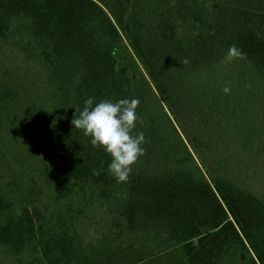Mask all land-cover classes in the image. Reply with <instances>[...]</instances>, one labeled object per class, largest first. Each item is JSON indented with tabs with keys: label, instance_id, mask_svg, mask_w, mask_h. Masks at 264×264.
I'll use <instances>...</instances> for the list:
<instances>
[{
	"label": "trees",
	"instance_id": "obj_1",
	"mask_svg": "<svg viewBox=\"0 0 264 264\" xmlns=\"http://www.w3.org/2000/svg\"><path fill=\"white\" fill-rule=\"evenodd\" d=\"M123 35L149 78L136 76L130 55L119 66ZM0 40L49 74L55 141L42 164L24 150L23 169L15 170L23 183L49 191L52 203L17 208L0 174L2 249L33 256L21 264H77L78 227L107 218L146 256L181 245L184 264H222L249 244V264H264V191L241 184L229 158H213L215 146L196 133L204 116L191 90L197 75L232 59L264 78V0H0ZM89 96L140 101L136 131L145 153L126 182L108 172L110 155L71 124ZM16 131L0 130L23 148L28 137ZM107 237L100 255L115 239Z\"/></svg>",
	"mask_w": 264,
	"mask_h": 264
},
{
	"label": "rangeland",
	"instance_id": "obj_2",
	"mask_svg": "<svg viewBox=\"0 0 264 264\" xmlns=\"http://www.w3.org/2000/svg\"><path fill=\"white\" fill-rule=\"evenodd\" d=\"M129 55L138 63L136 76L149 78L123 35L116 53L119 66ZM49 83V74L39 62L28 60L13 45L0 40V130L6 125L28 137L27 145L20 148L13 142L11 133L3 135L0 132V146H8L5 147L8 155H4L0 148V174L17 208L26 204L43 206L45 202L53 201L49 191L30 182L23 183L15 171L23 169L29 155L35 160L32 162L34 166L42 164L55 144L54 124L46 111ZM191 90L204 116L202 127L198 126L196 133L215 146L211 152L213 158H229L231 167H235V178L255 192H263L264 78L250 64L232 59L197 75L191 82ZM31 112L34 117L27 116ZM186 124L194 125L190 121ZM24 150L28 151L27 156ZM15 160L19 163L13 164ZM57 211L55 208L54 212ZM78 229L83 248L78 252L77 264H184L186 260L181 245L146 256L147 250L135 238L107 218L85 221ZM110 233L115 239L110 241L109 238L106 252L100 255L96 247L101 248L100 241L108 238ZM195 240L199 242V237ZM91 245L95 248L92 249ZM21 257L28 258V262L33 259L31 255L21 256L0 247V264H21ZM252 257H255L254 252L247 244V249L224 257L222 264H249Z\"/></svg>",
	"mask_w": 264,
	"mask_h": 264
},
{
	"label": "clouds",
	"instance_id": "obj_3",
	"mask_svg": "<svg viewBox=\"0 0 264 264\" xmlns=\"http://www.w3.org/2000/svg\"><path fill=\"white\" fill-rule=\"evenodd\" d=\"M235 54V49H230L229 58ZM139 103L138 98L97 100L89 96L84 99L82 109L74 107L71 124L90 138L93 147L102 148L110 155L108 172L117 182L129 179L133 165L145 153V135L136 131Z\"/></svg>",
	"mask_w": 264,
	"mask_h": 264
},
{
	"label": "water",
	"instance_id": "obj_4",
	"mask_svg": "<svg viewBox=\"0 0 264 264\" xmlns=\"http://www.w3.org/2000/svg\"><path fill=\"white\" fill-rule=\"evenodd\" d=\"M207 228H210V226L208 225L207 227L206 226L202 227V231H206ZM195 243L197 244L198 240H195ZM241 256H242V259H243L244 258V254L242 253Z\"/></svg>",
	"mask_w": 264,
	"mask_h": 264
}]
</instances>
